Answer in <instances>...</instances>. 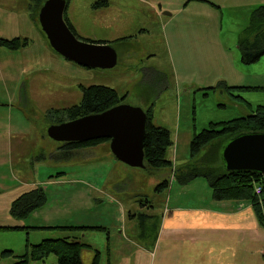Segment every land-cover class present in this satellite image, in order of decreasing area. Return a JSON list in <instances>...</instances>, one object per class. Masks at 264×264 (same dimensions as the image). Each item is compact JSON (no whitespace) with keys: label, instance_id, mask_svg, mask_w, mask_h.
Wrapping results in <instances>:
<instances>
[{"label":"rangeland","instance_id":"1","mask_svg":"<svg viewBox=\"0 0 264 264\" xmlns=\"http://www.w3.org/2000/svg\"><path fill=\"white\" fill-rule=\"evenodd\" d=\"M186 1L68 0L63 15L75 35L85 41L108 43L116 50V65L106 69L81 66L63 58L52 49L40 28L29 20L28 6L24 7L22 2L10 5L14 6L7 10V20L0 24V37L27 36L33 43L26 51L6 50L10 54L8 66H11L5 69L8 74L4 82L0 81V138L4 139L0 141V222L15 220L9 214L11 202L35 186L45 187L49 204L58 206L79 186L73 181H85L101 189L102 178L107 175L103 195L96 191L88 193L99 201L80 211L70 208L64 214V221H76L81 215L108 227L104 231L83 232L0 230V249L8 243L17 249L29 241L76 235L91 244V249L84 250L92 255L95 250L99 251L97 264H112V259L115 264L116 254L110 256L108 248L109 240L120 242L117 253L122 245L121 238L115 237L118 231L115 210L122 206L134 215V221L129 219L125 223L127 235L122 240L133 251H139L137 244L153 241L167 207H173L180 198L177 194L180 184L176 181L172 182V190L167 187L156 190V185L170 174L166 168L130 167L113 156L108 163L101 159L106 151L100 146L68 153L60 150L62 143L51 139L46 129L58 120H65L66 108L80 101L79 85L109 86L124 98V103L142 109L153 101L152 122L170 131L173 144L166 153L176 166L189 160L193 132L206 127L210 121L243 116L256 105H264V88L232 91L245 102L235 100L226 91L207 89L218 81L264 87V55L254 63L244 64L237 48L251 12L264 4V0H208L214 4L208 7L202 0H190L184 6ZM22 90L26 92L25 105L21 102ZM9 124L20 125L23 132V142L12 153L14 139L10 138ZM48 179L52 182H47ZM55 180L64 183H54ZM196 180L201 183L190 187L189 194L192 193L194 200L204 196L212 201L206 180L201 177ZM107 193L114 194L118 203L113 199V204L110 203ZM143 214L153 217L146 221ZM35 235L38 240H34ZM42 235L45 237L41 238ZM159 253L157 249V256L150 255L146 264H162ZM13 261L12 257L3 258L0 264ZM56 261V255L50 253L43 260H29L26 264H55ZM233 261L264 264V243L261 253L252 257L241 252V260Z\"/></svg>","mask_w":264,"mask_h":264},{"label":"trees","instance_id":"2","mask_svg":"<svg viewBox=\"0 0 264 264\" xmlns=\"http://www.w3.org/2000/svg\"><path fill=\"white\" fill-rule=\"evenodd\" d=\"M44 1L45 0H30L29 5L30 16L32 20L38 24L39 28L38 12ZM202 1L212 6L214 5L208 0ZM67 4L68 0H66V7ZM63 17L68 27L74 33L69 20L64 15ZM41 32L45 36L42 30ZM29 41L27 37H0V46L8 50H18L24 48ZM46 41L48 42L47 38ZM237 48L240 53V61L244 64L254 63L264 55V4L256 6L251 12L248 24L243 28L238 38ZM79 87L81 91L80 101L67 107L64 112L67 118L65 120H58L56 123L102 112L116 104L124 103V98L119 96L117 91L109 86L90 84L86 86L79 85ZM209 88L226 91L235 100L245 102L241 95L233 94L232 91L240 92L243 89H260L264 87L236 86L227 84L224 81H218L215 86L208 87L207 89ZM206 94L207 93H205V95ZM152 105L153 101H150L147 107L143 108L146 113V128L143 140L144 168H166L170 172L166 179H163V181L156 185V190L162 187H168L169 177L180 185H185L199 177L204 178L211 189L212 198L214 200H244L249 202L253 208L258 224L264 227V175L250 170L228 171L221 159L222 146L229 139L241 133H264V105H256L254 109H251L250 113L243 116L225 121H210L206 127L193 132L189 141V160L179 166H176L172 160L168 158V154L166 153L173 144L170 131L152 122ZM104 142L108 144L109 147L108 138H99L88 141L61 142L62 144L59 148L62 151L64 150L63 152L68 153ZM255 185H260L262 187V194H255ZM47 200L48 196L44 187L35 186L21 193L11 202L9 214L15 219H24L34 210L44 206ZM52 228L69 232H80L87 228L105 229L101 226L77 225H61L53 226ZM14 229L26 230L27 227L20 225H0V230ZM91 248L92 246L89 243L80 240L79 237L75 235L44 238L35 244H26V250L22 254H14L12 250L4 249L0 251V260L12 257L15 259L12 264H26L29 260H43L50 253H54L57 257L55 264H86L81 258V251ZM98 255L99 251L95 250L94 257L88 264H97Z\"/></svg>","mask_w":264,"mask_h":264},{"label":"crops","instance_id":"3","mask_svg":"<svg viewBox=\"0 0 264 264\" xmlns=\"http://www.w3.org/2000/svg\"><path fill=\"white\" fill-rule=\"evenodd\" d=\"M25 1L26 4H24V0H0V11L2 12V15L0 14V24L7 20V10L14 6L13 5L10 7V5L12 3L20 4V2H22L24 7L26 6L27 8L28 6L27 13L29 15V20L33 22L38 28V24L34 22L30 16V0ZM188 2L189 1L187 0L184 3V6ZM208 5L210 4L207 3L206 6L208 7ZM27 38H29L30 41L24 48L9 51H26L33 43V40H31L30 37ZM6 50L8 49L0 46V81L3 82L4 78L6 77L5 75L8 74V71L5 69L11 66H8V55L10 54H7ZM9 76L13 77L12 75ZM25 94L26 92H24L23 90L20 93L22 97L21 102L24 103L23 105H25L26 102V96H24ZM19 108H21V106ZM8 128L11 129L9 130L10 138L13 137L14 139V145L10 147V152L12 153L13 151H16L18 149V145L23 142V132L20 129V125L17 124H9ZM5 129L6 127L3 128V130ZM12 129L14 131H12ZM0 141H4V139L0 138ZM98 146L102 147V149L106 151V154L103 153L101 155V159L108 161V163H111L110 161H112V154L111 152H109L110 150L108 145L106 146L105 143H99L92 147ZM108 176L112 175L108 174ZM107 181L108 177L106 175L105 178L103 177L101 181L103 187H101V189H98L97 185H90L85 181L75 180L72 183H76L79 186L72 192L71 195L65 197L58 206H52L47 200L44 206L34 210L31 214L28 215V217H26V219H15L14 221L11 219H6V222H0V225H20L27 227L25 231L30 230L35 232L53 230V226L61 225L101 226L107 230L108 226L105 223H101L100 225H98L97 223H93L81 215L78 219H76V221H71L70 219L64 221V214L70 208L80 211L85 207H93L94 202H98L99 199L88 195V193L96 191L99 194L103 195L105 191L104 186ZM173 181L175 180L169 177V185L167 188H170L172 190V188L174 187V185L172 184ZM196 181L197 180L195 179L185 185H180V187H177V194L178 196H180V198H178L177 201L173 204V207H167L166 213L162 215L159 222L160 230L155 233L153 241L151 239L150 244L147 245L144 243L137 244L139 246V251H133L131 249V245L126 244V242L122 240L127 235L125 223L129 219H133L134 221V215L130 213L131 211H128L127 213L125 207L122 206L118 207L115 210V226L118 227V231L116 232L115 237H119V239L121 238L120 241L122 242L121 249L117 253V248L120 242H118V240H115L114 242H111L110 240L108 241L110 256L113 253L114 256L116 254L115 264H146V259L150 255L153 257L157 256V249L160 250L159 258L162 261V264H236L234 261L232 262V259L241 260V252L245 254V256L252 257L257 255V253H261V248L264 243V227H261L258 224L251 204L244 200L216 201L212 199V201H209L204 198V196L200 199L194 200L192 197V193L190 195L188 191L190 190V187L192 189L193 186L201 183ZM47 182L52 181L51 179H48ZM54 183L64 182L55 180ZM106 196L110 197V203L113 204L112 199L116 200V202L118 203L117 197L114 194L107 193ZM182 199H185V201H182ZM143 216L146 221L152 219L153 217L152 215L147 214ZM105 229L101 230L104 231ZM19 230L23 229L5 231ZM86 230L92 229L87 228L80 232ZM143 234L144 232L142 231V235ZM34 237L36 238L34 240H38L37 238H39L37 235H35ZM44 237L45 235L41 236V238ZM29 239L30 235L28 236V240ZM29 242L30 244H35L38 241ZM114 244H116L115 247H113ZM151 245L153 246V248ZM4 248H10V250L14 251L16 254H22L23 250H26V245L25 247L16 249L15 247H12L10 243H8L6 247H3V249H0V251L4 250ZM87 251L88 250H83L81 252V258L84 262L90 263L94 257V253L92 255Z\"/></svg>","mask_w":264,"mask_h":264},{"label":"water","instance_id":"4","mask_svg":"<svg viewBox=\"0 0 264 264\" xmlns=\"http://www.w3.org/2000/svg\"><path fill=\"white\" fill-rule=\"evenodd\" d=\"M66 0H45L38 22L49 45L63 58L85 67L112 68L117 52L108 43L79 39L66 24ZM146 113L138 106L116 104L102 112L50 124L46 134L59 142L108 138L114 159L130 167L144 168L143 140ZM221 159L228 171L250 170L264 175V133H241L226 141Z\"/></svg>","mask_w":264,"mask_h":264},{"label":"built area","instance_id":"5","mask_svg":"<svg viewBox=\"0 0 264 264\" xmlns=\"http://www.w3.org/2000/svg\"><path fill=\"white\" fill-rule=\"evenodd\" d=\"M254 192H255V194H257V195L262 194V187H261L260 185H255V186H254ZM263 200H264V198H263Z\"/></svg>","mask_w":264,"mask_h":264},{"label":"flooded vegetation","instance_id":"6","mask_svg":"<svg viewBox=\"0 0 264 264\" xmlns=\"http://www.w3.org/2000/svg\"><path fill=\"white\" fill-rule=\"evenodd\" d=\"M52 124H55V123H52Z\"/></svg>","mask_w":264,"mask_h":264}]
</instances>
